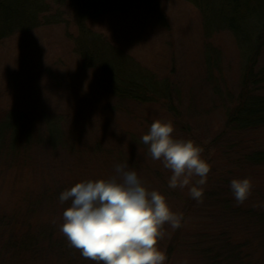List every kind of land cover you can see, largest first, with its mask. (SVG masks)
Wrapping results in <instances>:
<instances>
[{"label":"rangeland","instance_id":"obj_1","mask_svg":"<svg viewBox=\"0 0 264 264\" xmlns=\"http://www.w3.org/2000/svg\"><path fill=\"white\" fill-rule=\"evenodd\" d=\"M45 2L47 10L41 13L32 32L16 35L0 44V120L7 111H21L29 115L36 132H41L45 124L43 116L62 120L66 140L72 146L68 150L59 149L58 153L44 148L42 153H34L33 169L39 179L45 176L50 182L52 177L61 174H68L69 178L71 170L78 174L79 166L86 165L89 172L81 176V182L92 178L108 180L116 175V164H127L129 170L136 171L148 191L161 193L170 209L182 215L188 207L189 188L199 177L191 178L190 185L184 188H170L172 173L133 141L137 135L145 134L143 129L150 127L146 126L144 118L162 119L164 115L107 95L101 88L99 72L87 69L70 45V34L75 35L79 28L74 5L68 0ZM158 7L159 13L157 8L143 6L128 12L91 17L86 24L123 48L158 79L168 78L174 85L175 101L182 116L180 127L174 126L172 135L175 139L194 141L203 149L201 156L210 165L202 186L201 202L187 212L185 223L189 227L185 240L191 242L196 235L195 240L200 239L206 230L208 240L215 241V248L219 245L221 255L230 257L234 250L237 253V248L243 250L244 247L218 242L234 238L252 247L248 256L253 255V261L260 257L258 264H262L264 239H259L258 233V237L255 235L253 224L244 221L241 214L252 210L264 212V169L253 170L245 161V154L264 150V131L235 134L225 129L224 114L229 106L225 92L229 90L237 96L241 91L242 51L234 35L227 30L205 36L203 19L188 0H159ZM54 15H59L62 22H47L45 26L44 17ZM210 47L220 54L219 76L225 82L221 98L208 83L205 61L206 50ZM263 68L264 53L257 71ZM257 91L264 95V84ZM4 173L5 168H0V215L12 216L21 209L23 201L32 202L33 198L28 196L27 186L14 188L3 182ZM245 178L251 181V192L244 203L237 204L230 182ZM56 198L54 214H49L42 205L36 216L18 220L29 223L37 232L43 226L53 227L58 239L64 240L63 249L53 242L55 238L46 246L44 244L41 252L29 255L2 249L0 264H97L84 258L61 233V214L69 206ZM14 228L19 227L15 225ZM20 228L24 227L20 225ZM173 231L167 223L163 226L164 236L157 244L163 254ZM256 238L262 243L261 249ZM172 264H205V261L182 249Z\"/></svg>","mask_w":264,"mask_h":264},{"label":"trees","instance_id":"obj_2","mask_svg":"<svg viewBox=\"0 0 264 264\" xmlns=\"http://www.w3.org/2000/svg\"><path fill=\"white\" fill-rule=\"evenodd\" d=\"M68 1L74 5L76 21L79 25L75 35L70 34V45L87 69L99 72L101 88L104 89L105 93L117 100L129 101L152 113L157 111L164 115L162 119L157 117L153 119L144 118L146 126L147 124L151 126L155 120H161L170 121L173 126L180 127L182 112L177 107L174 85L171 80L168 78L158 79L150 71L143 68L123 48L110 42L102 33L91 30L86 24L87 19L91 17L128 12L143 6L152 10L157 8L156 11L159 13V0ZM188 1L198 9L203 19L205 36L211 37L220 30L229 31L236 38L244 57L240 93L236 96L229 90L225 92V101L229 104L224 114L226 132L237 134L239 132L256 133L264 131V95L257 91V88L264 84V68L257 71L260 58L264 53V0ZM46 4L45 0H0V44L16 35L32 32L39 23L41 13L47 10ZM58 16L44 17L45 26H47V22L49 24L57 21L62 22ZM206 51L205 63L208 83L216 95L221 98L225 82L219 76L221 71L220 54L211 47ZM28 116L21 111H7L0 120V168H5L1 180L6 184H12L14 188L27 186L30 191L28 196L33 198L32 202L24 203L23 201L21 209L13 212L12 216L0 215V252L3 249L4 252H14L15 254L17 252L25 254L26 252L27 255L31 252H41L44 244L46 246L54 238L55 241L53 242L63 249L61 244L64 240L63 238L58 239L57 236L59 235L55 233L53 227L43 226L37 232L29 226V223L25 224V222L19 221L21 217L24 219L36 216L42 205L46 207L45 211L54 214L56 197L65 191L63 189L67 188L66 190H68L80 183L81 176L89 172L88 166L82 165L79 166L78 174L71 170L69 178L68 174H61L58 177H52L53 180L50 179V182L45 176L39 175L44 178L39 179L33 169L34 162L32 161L36 158L32 159V155L36 152L42 153L43 148L58 153L59 149H70L72 143L66 140L60 118L43 116V123L45 124L41 127V132H36L32 126V120L30 121ZM143 130L147 134L149 129ZM141 138L142 136L137 135L133 141L149 154L148 146L142 143ZM245 161L253 170L264 169V150L245 154ZM49 177L51 176L49 175ZM90 180L96 181L98 179L92 178ZM44 184L47 185V188H44ZM57 189L60 190L56 191ZM18 197L20 196L18 195ZM64 203L70 207L71 201ZM196 203L197 201L189 196L186 204L188 207L182 214L181 226L174 229L164 250L165 264H172L182 249L201 257L205 264L259 263L260 257L257 259L258 261H253L254 256H248L252 247L248 248L234 238H224L223 242L218 243H222V245L237 244L235 246L241 244L240 246H243L244 249L241 250L242 247H239L237 253L234 250L230 257L222 256L219 245L217 248L214 247L215 241L208 240L205 229H203L205 230L204 233H201L205 236L195 240L196 235L191 242L186 241L189 227L187 222L185 223L188 217L187 212L193 210ZM239 210L241 209L239 208ZM233 211L239 212L237 209H233ZM241 215L244 221L253 224L252 228L255 229V235L258 233L259 237L258 234L257 237L264 239V212L252 210ZM15 225L19 228H14ZM20 225L24 228H20ZM196 229L202 231L198 227ZM54 243L53 245H55ZM258 245L261 249V241ZM257 248L263 253L258 246ZM239 252H241L240 255Z\"/></svg>","mask_w":264,"mask_h":264},{"label":"clouds","instance_id":"obj_3","mask_svg":"<svg viewBox=\"0 0 264 264\" xmlns=\"http://www.w3.org/2000/svg\"><path fill=\"white\" fill-rule=\"evenodd\" d=\"M173 132L170 121L155 120L142 143L151 158L172 173L170 188H184L199 177L189 193L201 202L210 165L201 156L202 148L192 140L175 139ZM114 171L108 180L80 182L60 194L61 204L71 201L62 214L61 233L84 258L97 264H165L158 240L166 223L172 229L181 226L182 215L170 209L161 193L148 191L127 164H116ZM251 187L248 178L230 182L237 204L244 203Z\"/></svg>","mask_w":264,"mask_h":264}]
</instances>
